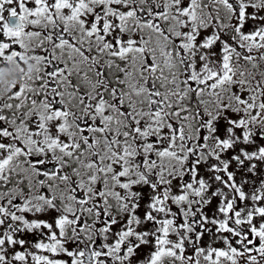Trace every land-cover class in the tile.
<instances>
[{"label": "flooded vegetation", "instance_id": "1", "mask_svg": "<svg viewBox=\"0 0 264 264\" xmlns=\"http://www.w3.org/2000/svg\"><path fill=\"white\" fill-rule=\"evenodd\" d=\"M242 2L194 0L222 53L202 73L161 0H0V264H264V0Z\"/></svg>", "mask_w": 264, "mask_h": 264}, {"label": "rangeland", "instance_id": "2", "mask_svg": "<svg viewBox=\"0 0 264 264\" xmlns=\"http://www.w3.org/2000/svg\"><path fill=\"white\" fill-rule=\"evenodd\" d=\"M187 8V6L185 7V9ZM188 16H194L195 14V11H193L190 7L188 8ZM154 41H155V44L159 45L160 48H162L163 50V56H161V58H163L164 60H167V62L169 63V61H171L172 59L170 58V55L168 53V48H169V44L163 42V43H159L157 42V38L156 36L153 37ZM200 43H198V45L196 46H199ZM200 47V46H199ZM207 53V50L206 49H202V50H199L197 54H195L196 56H199L200 55V58L202 60L203 63H205V65H202V66H199L198 69H200L199 71H207L209 70L210 65L211 64H214L213 61H218V57L221 56V50H219V48H214L209 54H206ZM170 58V60L168 59ZM214 65H217L219 66L218 64H214Z\"/></svg>", "mask_w": 264, "mask_h": 264}]
</instances>
